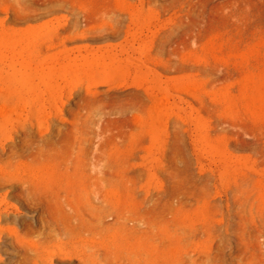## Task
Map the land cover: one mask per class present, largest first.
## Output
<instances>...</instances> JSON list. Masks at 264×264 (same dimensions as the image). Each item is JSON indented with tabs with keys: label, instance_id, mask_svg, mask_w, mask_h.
<instances>
[{
	"label": "rangeland",
	"instance_id": "rangeland-1",
	"mask_svg": "<svg viewBox=\"0 0 264 264\" xmlns=\"http://www.w3.org/2000/svg\"><path fill=\"white\" fill-rule=\"evenodd\" d=\"M96 159L159 264H264V0H0V264H81L43 229Z\"/></svg>",
	"mask_w": 264,
	"mask_h": 264
},
{
	"label": "bare ground",
	"instance_id": "bare-ground-1",
	"mask_svg": "<svg viewBox=\"0 0 264 264\" xmlns=\"http://www.w3.org/2000/svg\"><path fill=\"white\" fill-rule=\"evenodd\" d=\"M108 188L109 179L101 169L99 159H96L83 187L79 190L74 187L65 188L51 195V201H48L51 204L47 206V214L49 213L50 217L46 220L47 223L45 221L47 229L41 228L45 233L42 234L47 240L59 238L62 242L60 249L65 252L79 251L81 264H105L111 246L115 247L119 264H159L156 215L145 210L135 211L118 207L111 219ZM26 192L30 191L26 189ZM1 199L0 228L1 222L11 219L6 209L14 205L6 195ZM42 239L37 242L41 244L42 241H47ZM184 240L186 241V237ZM41 246L35 243V247L24 250L22 259L31 264L43 263L50 254L47 253L46 256L45 249ZM164 264L188 263L175 258L172 262Z\"/></svg>",
	"mask_w": 264,
	"mask_h": 264
}]
</instances>
